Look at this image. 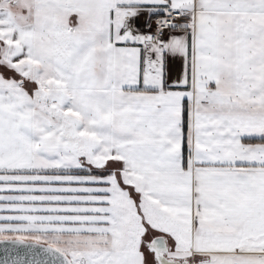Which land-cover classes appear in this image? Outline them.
Here are the masks:
<instances>
[{
    "label": "snow or ice",
    "instance_id": "1",
    "mask_svg": "<svg viewBox=\"0 0 264 264\" xmlns=\"http://www.w3.org/2000/svg\"><path fill=\"white\" fill-rule=\"evenodd\" d=\"M0 264H264V0H0Z\"/></svg>",
    "mask_w": 264,
    "mask_h": 264
}]
</instances>
